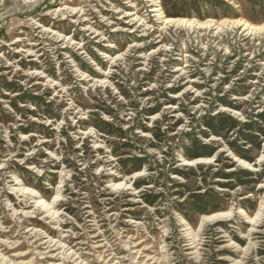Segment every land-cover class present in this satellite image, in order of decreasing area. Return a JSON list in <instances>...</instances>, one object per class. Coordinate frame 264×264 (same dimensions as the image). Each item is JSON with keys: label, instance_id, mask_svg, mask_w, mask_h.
<instances>
[{"label": "rangeland", "instance_id": "1", "mask_svg": "<svg viewBox=\"0 0 264 264\" xmlns=\"http://www.w3.org/2000/svg\"><path fill=\"white\" fill-rule=\"evenodd\" d=\"M262 116L264 0H0V264H264Z\"/></svg>", "mask_w": 264, "mask_h": 264}, {"label": "trees", "instance_id": "2", "mask_svg": "<svg viewBox=\"0 0 264 264\" xmlns=\"http://www.w3.org/2000/svg\"><path fill=\"white\" fill-rule=\"evenodd\" d=\"M262 118H263L262 120L264 122V116H262ZM207 124H208L207 126H208L209 129H211L214 133L219 134V131H222L223 127L230 126V127L233 128L235 126V121L229 116H224V117H219V118L212 119ZM252 125H255V124L253 123ZM42 128H45V127H42ZM129 161H133L134 162L133 168L136 167L135 169L132 168V169L128 170L129 174H132L135 171H138L140 169L142 163L144 162L141 159H133V160H129ZM244 174L245 175H249L247 172H244ZM137 183H138L137 187H140V186H142L144 184V182L141 181V180L138 181ZM202 212L203 211H201V213ZM202 214H204V213H202Z\"/></svg>", "mask_w": 264, "mask_h": 264}]
</instances>
